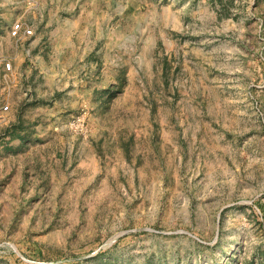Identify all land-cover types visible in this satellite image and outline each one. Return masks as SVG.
I'll use <instances>...</instances> for the list:
<instances>
[{
  "label": "rangeland",
  "instance_id": "obj_1",
  "mask_svg": "<svg viewBox=\"0 0 264 264\" xmlns=\"http://www.w3.org/2000/svg\"><path fill=\"white\" fill-rule=\"evenodd\" d=\"M0 264H264V0H0Z\"/></svg>",
  "mask_w": 264,
  "mask_h": 264
},
{
  "label": "built area",
  "instance_id": "obj_2",
  "mask_svg": "<svg viewBox=\"0 0 264 264\" xmlns=\"http://www.w3.org/2000/svg\"><path fill=\"white\" fill-rule=\"evenodd\" d=\"M13 30L15 32H20L24 36L32 35V29L29 26L24 25L23 23H16L13 26ZM6 70H10V64H6Z\"/></svg>",
  "mask_w": 264,
  "mask_h": 264
}]
</instances>
